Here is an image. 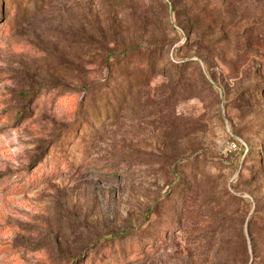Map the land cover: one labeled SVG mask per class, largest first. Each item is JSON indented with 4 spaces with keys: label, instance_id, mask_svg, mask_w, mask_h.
<instances>
[{
    "label": "rangeland",
    "instance_id": "1",
    "mask_svg": "<svg viewBox=\"0 0 264 264\" xmlns=\"http://www.w3.org/2000/svg\"><path fill=\"white\" fill-rule=\"evenodd\" d=\"M0 264H264V0H0Z\"/></svg>",
    "mask_w": 264,
    "mask_h": 264
},
{
    "label": "trees",
    "instance_id": "2",
    "mask_svg": "<svg viewBox=\"0 0 264 264\" xmlns=\"http://www.w3.org/2000/svg\"><path fill=\"white\" fill-rule=\"evenodd\" d=\"M135 51V49L133 50V49H128V50H126V51H124V52H122L123 53V55L125 54V55H129V54H131L132 52H134ZM149 51V50H148ZM115 53H113V54H110V56H112V55H114ZM151 54H152V52H151ZM109 60H110V58H109ZM108 60V61H109ZM174 64H178V62H174ZM77 125V124H76ZM82 128H78V126H76V128L74 129V132H73V134H72V139L74 140V139H76V138H78V137H81V133H82ZM75 134H76V137H75ZM78 134V135H77ZM74 135V136H73ZM70 136V134L68 135V136H64L63 138H61V139H63L62 140V142H65L66 141V139H67V137H69ZM59 157H63V155H61V153H60V156ZM157 234H159V232L158 233H155L154 235H152V237H151V239H150V241H155L156 239H157ZM121 235H123V233H121ZM121 235H119V234H117L116 236H117V238H120L121 237ZM166 241V240H165Z\"/></svg>",
    "mask_w": 264,
    "mask_h": 264
},
{
    "label": "built area",
    "instance_id": "3",
    "mask_svg": "<svg viewBox=\"0 0 264 264\" xmlns=\"http://www.w3.org/2000/svg\"><path fill=\"white\" fill-rule=\"evenodd\" d=\"M231 146H232L233 149L235 148V145L234 144H232Z\"/></svg>",
    "mask_w": 264,
    "mask_h": 264
}]
</instances>
